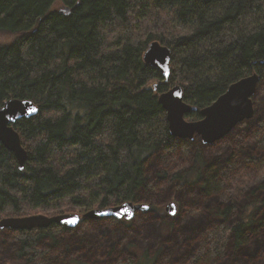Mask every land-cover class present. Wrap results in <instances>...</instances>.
Instances as JSON below:
<instances>
[{
    "label": "trees",
    "instance_id": "trees-1",
    "mask_svg": "<svg viewBox=\"0 0 264 264\" xmlns=\"http://www.w3.org/2000/svg\"><path fill=\"white\" fill-rule=\"evenodd\" d=\"M0 36L11 38L0 43V106L18 98L38 107L13 125L28 154L22 171L0 142V214H83L133 201L150 206L143 219L153 214L171 231L155 227L145 248L130 221L112 218L95 222L123 225L121 233L10 230L14 253L5 264H157L162 253L164 264L180 256L187 264H264V120L245 126L251 151L239 142L208 156L196 141L189 163L174 170V155L189 147L169 134L158 103L180 85L197 107L187 115L194 121L230 84L254 72L264 80V0H0ZM154 40L171 50L166 81L142 60ZM244 163L258 175L228 195V173ZM165 185L191 193L201 215L181 226L159 212Z\"/></svg>",
    "mask_w": 264,
    "mask_h": 264
},
{
    "label": "water",
    "instance_id": "water-1",
    "mask_svg": "<svg viewBox=\"0 0 264 264\" xmlns=\"http://www.w3.org/2000/svg\"><path fill=\"white\" fill-rule=\"evenodd\" d=\"M61 11L69 12L65 6ZM144 63L158 70L166 81L170 76L171 50L159 41H151L142 54ZM260 76L252 73L230 84L227 89L210 105L199 110L200 119L185 120V116L197 111V107L183 99V88L174 85L160 93L158 103L166 114L168 132L174 138L186 140L200 138L203 145L213 144L226 136L237 124L253 116V97L256 93ZM35 109V111H33ZM38 107L29 99L10 98L0 106V142L9 152L13 153L20 171L24 169L28 154L22 146L19 133L13 125L21 119L36 116ZM146 203L126 201L111 207L91 208L83 214L68 213L46 216L34 214L28 216H10L0 219V229L11 231H30L45 229L52 224L66 229L75 228L82 219L86 220H132L139 211H147ZM164 211L174 216L177 206L174 201L168 202ZM75 220V222H71Z\"/></svg>",
    "mask_w": 264,
    "mask_h": 264
},
{
    "label": "rangeland",
    "instance_id": "rangeland-1",
    "mask_svg": "<svg viewBox=\"0 0 264 264\" xmlns=\"http://www.w3.org/2000/svg\"><path fill=\"white\" fill-rule=\"evenodd\" d=\"M61 4L56 3L51 9H59L61 8ZM11 38L9 36H0V43H3V41H9ZM253 109L254 113L253 116L245 120L239 124H237L226 136H224L222 139L214 142L213 144H206L203 145L200 141V138L197 136L194 139H186L184 140L187 143L188 152L186 153H176L171 161V164L173 165L174 170L180 169L182 167H185L191 158V151L192 147L195 146L196 141L199 142L201 146H203L206 149V154L208 156H215L219 154H227L231 151L232 148H235L236 144L238 145L239 142H241L242 147L243 145L251 151L253 148V144L248 142L247 137L249 134H246L247 131H245V126H252L253 123L257 120H264V80H262L258 86L256 93L253 97ZM185 120L192 121L190 118L188 119L187 116H185ZM239 156L235 158V161H240ZM156 164H154L155 166ZM258 175V167L257 165H254L253 163H244L236 168H233L229 173V180L225 182V188L227 190L228 195L234 196L236 191L240 188H250L253 181L256 179V176ZM174 187L171 185H165L164 189H166V193L164 194V199H160L156 201V207L158 208L159 212L161 211L163 214H165L164 207L165 205L170 202L174 201L177 206V213L174 216H169V218H176L178 220L179 225H188L193 218H196L201 215L202 207L200 205L192 206L190 205V199H192V194H182L175 191H172ZM239 189V190H240ZM196 197V196H195ZM162 200V201H161ZM164 200V201H163ZM78 213L81 214L80 211H73L72 213ZM43 213L41 210H31L29 211V214H38ZM146 212H141L136 214L135 218L133 220H130L129 225H131V231L132 233H139V236L141 240H143V244L145 248H148L149 240L148 236L149 234H152V230H155V227L160 225V230L162 232L163 236L171 235V231L166 230L165 226H162V220L160 221L158 218H154L153 214H149V216L142 218ZM156 216H158V213H154ZM143 215V216H142ZM161 215V214H160ZM159 215V216H160ZM12 215H7V213L0 214V219L5 217H10ZM153 218V219H151ZM97 220H86L81 225H79L77 228H74L73 230H78L79 234H88V235H94L95 230L98 227V230L103 229L102 231H106L109 228H112L110 230H115L118 233H121L123 231V225L120 224H110L109 222H106L104 224H97L95 222ZM213 221V220H212ZM211 223H215V220ZM96 224H95V223ZM155 224L154 226H152ZM210 225V224H209ZM3 234L0 235V264H5L7 262H10L12 260V255L14 253V237L10 230L4 229ZM60 239L67 238V235L61 234L59 235ZM69 237V236H68ZM130 238V236L128 235ZM139 238V239H140ZM133 241H136V238H132ZM132 241V240H131ZM153 248V247H151ZM155 248V247H154ZM164 254L162 253L159 260L157 261V264H164V262L169 261L167 257H164ZM98 259V258H97ZM173 259V258H170ZM73 260L69 261L71 263ZM67 263V262H66ZM68 264V263H67ZM170 264H187V260H185L184 256H180L175 260H171Z\"/></svg>",
    "mask_w": 264,
    "mask_h": 264
},
{
    "label": "flooded vegetation",
    "instance_id": "flooded-vegetation-1",
    "mask_svg": "<svg viewBox=\"0 0 264 264\" xmlns=\"http://www.w3.org/2000/svg\"><path fill=\"white\" fill-rule=\"evenodd\" d=\"M148 205V204H147ZM149 206V205H148ZM150 209V206L148 207V210ZM147 210V211H148ZM147 211H139V212H137L136 214H138V213H141V212H147ZM136 216V215H135ZM135 218V217H134ZM133 218V219H134ZM132 219V220H133ZM86 219H82L81 221H80V223L75 227V228H77L79 225H81L84 221H85ZM118 221H121V220H118ZM74 229V228H73ZM15 232H17V231H15Z\"/></svg>",
    "mask_w": 264,
    "mask_h": 264
},
{
    "label": "snow or ice",
    "instance_id": "snow-or-ice-1",
    "mask_svg": "<svg viewBox=\"0 0 264 264\" xmlns=\"http://www.w3.org/2000/svg\"><path fill=\"white\" fill-rule=\"evenodd\" d=\"M33 111H35V109H33ZM71 222H73V223H74V222H75V220H73V221H71Z\"/></svg>",
    "mask_w": 264,
    "mask_h": 264
},
{
    "label": "bare ground",
    "instance_id": "bare-ground-1",
    "mask_svg": "<svg viewBox=\"0 0 264 264\" xmlns=\"http://www.w3.org/2000/svg\"><path fill=\"white\" fill-rule=\"evenodd\" d=\"M13 154V153H12Z\"/></svg>",
    "mask_w": 264,
    "mask_h": 264
}]
</instances>
